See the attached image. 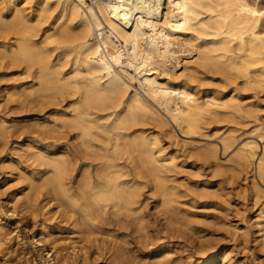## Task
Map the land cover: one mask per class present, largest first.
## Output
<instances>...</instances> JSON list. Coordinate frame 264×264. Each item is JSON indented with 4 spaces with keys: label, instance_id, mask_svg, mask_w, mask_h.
I'll return each instance as SVG.
<instances>
[{
    "label": "bare ground",
    "instance_id": "bare-ground-1",
    "mask_svg": "<svg viewBox=\"0 0 264 264\" xmlns=\"http://www.w3.org/2000/svg\"><path fill=\"white\" fill-rule=\"evenodd\" d=\"M89 1L37 0V13L31 18L16 0H0L11 6L9 17L0 13V30L6 38L11 30L16 41L10 47L3 41L0 66L6 58L8 64H25L34 81L18 95L30 102L70 100L75 113L71 118L60 115L59 121L77 128L90 148V169L83 167L77 174L79 165L68 151L48 153L37 141L27 144L29 160L47 167L40 171L38 183L26 186L23 209L35 212L39 206L44 212L60 197L59 203L80 215L74 228L83 222L90 226V236H118L117 231L124 230L131 236L147 235L149 241L151 233L184 236L190 245L199 238L204 254L195 264H242L222 238L207 237L211 227L203 221L233 230L245 247L253 233L264 250V0ZM38 125L53 128L44 122ZM6 128V121L1 122L0 129ZM165 137L169 144L184 147L183 152L169 148ZM230 151L223 162L221 153ZM184 157L202 161L212 177L225 180L218 179L212 187L203 178L195 181H202L200 185L188 182L180 176L187 169ZM224 181L236 183L238 193L244 192L251 203L253 211L248 220L240 217L241 225L230 220L232 203ZM44 184L50 188L39 200ZM181 185H189L191 199H181L186 196ZM196 198L213 211L190 209ZM239 208L241 215L245 207ZM198 214L205 217L200 225L195 221ZM11 233L0 223V253ZM15 234L26 248L23 237ZM52 235L43 226L40 235L32 237L35 248L45 264H64L72 252L67 253V242L59 241L62 236ZM140 236L133 239L139 241ZM125 241L126 245L118 240L105 245L116 264L181 261L174 257L176 248L160 243L152 256L140 257L141 262L130 254V239ZM0 264H10L5 254H0ZM77 264H86L85 256Z\"/></svg>",
    "mask_w": 264,
    "mask_h": 264
},
{
    "label": "rangeland",
    "instance_id": "rangeland-1",
    "mask_svg": "<svg viewBox=\"0 0 264 264\" xmlns=\"http://www.w3.org/2000/svg\"><path fill=\"white\" fill-rule=\"evenodd\" d=\"M16 1L19 4V6H22L24 8L25 13L29 14V16L31 18H35V15L37 13L36 8L38 5L37 0H16ZM89 2L92 3V0H90ZM3 3H4V6H3ZM3 3H0V5H1L0 6V13L5 17H9L11 6L8 2H3ZM44 26H45V23L41 22L39 28L42 29ZM0 33H1L0 34V46L3 44V41L9 47H10L11 42L12 43L16 42L15 37H14L15 35L11 30H10V33L8 35V38H6L2 35V30H0ZM36 40L38 43H40V41H41L39 36L36 37ZM6 60H8V59L7 58L4 59L5 63H1L3 67L0 66V124H1V122H5V121L7 124L6 129H4V130L0 129V223L5 226L6 230L12 231V233H11V236H9L11 239L8 238L7 241L5 242V244L2 246V249H1L2 253H0V254L1 255L5 254L6 257L8 258V261L10 264H33L35 261L37 262V264H45L43 257L40 255L38 250L35 248L32 237H33V235L39 236L41 231H42L43 226H47V233H54V235H52V237L62 236L63 238L60 239L59 241L68 243V245H67V243H65L69 247L68 248L69 251L68 250H66V251H67V253L70 252L69 254H71V252H72V254H71L72 256H70V257H73V258L71 259L70 257H68L63 262L64 264H72V263L77 264L78 261L80 260V258L83 256H85L86 264L88 262L87 258L89 259V264H116L115 263L116 261H114L115 259H112V256L110 255L111 253L108 251L106 246L109 245L110 242H114L117 240L120 242L121 238L123 240H121L120 243L123 245H126V244H124L122 242L126 243L125 240L130 239V242L132 243V244L129 243L130 247L133 246V249L130 250V254L131 255L133 254L132 256H134L139 261H141L140 257L145 256L147 259V257H150L153 255V253L157 250L158 247L160 248L162 245H168L169 244V245L173 246L174 248H176L175 253L177 255L174 254V257L175 258L180 257L179 259H177V262H179L181 260L180 262L182 264H195V261L197 260L198 256L204 254V250L203 251H202V249L200 250V248L198 246V244H199L198 242H200V241H199V238L196 236H194L195 239L198 238V240L197 239L194 240L195 241L194 243H196V245H194V244L190 245L189 243L186 244L184 241L186 239V237H184V236L183 237L182 236H179V237L178 236H174V237L172 236V238H171V236L168 237V236H165L164 234H159L160 237H158L154 233H151L149 235L151 237L150 241H149V237L147 235H146L147 237L146 236L143 237L142 235L140 236L138 233H137L138 235L135 233L136 236L133 235L135 237L134 239L138 240L137 236L141 237V239L139 240L140 241V243H139V241H136L133 239V236H131V232H126L124 230H123L124 232L122 230L121 231L118 230L117 231L118 233L115 232L121 238L116 236V235H110L109 236V234H106V233H104V234L94 233V234H91V236H90V226L84 224L83 222H81V227L75 226L76 228H74L73 222H74L75 218L77 216L80 217V215L76 212L74 214H72V211H71L72 209L69 205L67 206V204H65V203H59L61 201V200H59V199H61L60 197L58 199H53L48 204L46 210L44 211L46 213L41 211L39 206L36 208L35 212L32 211L30 209V207L23 209V205H24V196H23L24 194L23 193L28 191L29 188H27V187H28V185H30L29 183H32V182L38 183L40 181L39 180L41 177L40 171L47 167L46 165H38L36 162H33L32 159H30L32 162L29 160L28 156L26 155L27 152L25 151L27 144H33L35 141H37L39 148L42 149L43 151H47L48 153L53 152V153L57 154L60 152L68 151L73 157L76 158V162L79 165V167H78L79 171L75 172L77 174L79 172H81V169H83V167L90 169V148L88 149L89 145L82 142L81 138L78 135L79 130L77 128H75L74 126L72 127L71 125H69L67 123L63 124L62 122L59 121V119H61V116H64L65 118H71L73 116V114L75 113V111H74L75 108H74L73 104L71 103V101L67 99V101L64 100L63 102L61 101L62 103L60 102V103L56 104L54 102H43V103L30 102V100L24 99V97H25L24 94L18 95V93H21L23 87L32 85L34 79L25 70V64H23V63H21V65H19V64H8L6 62ZM10 65H11V67H9ZM128 69L132 73H135L133 71V69H131V68H128ZM135 76L137 77V79L139 77L141 78V76L136 75V73H135ZM11 78H12V80H11ZM137 79L135 81L136 86L139 85ZM12 90H15V91H12ZM7 91H8V93H7ZM11 92H12V94H11ZM20 96H22V97H20ZM23 99H24V101H23ZM11 100H13V101H11ZM66 103L69 105H67ZM161 110L163 111V109H161ZM71 114H72V116H71ZM41 122H44L48 126L51 125L50 127H53V128H51V130H50V128L49 129L48 128L43 129L41 127H38L39 126L38 123H41ZM35 126H37L38 130ZM54 129H56V130H54ZM33 130H35V131H33ZM48 133H49V135H48ZM33 136H34V138H33ZM46 136H48V137H46ZM180 137L181 138L183 137L184 139L188 138V137H185L181 134H180ZM197 139H199V138H197ZM168 140L169 139L167 137H165L164 141H166V145H170L169 148H176L177 147L176 150L179 154H180V152H183L184 147H181V146L179 147V145L176 146V145H173L171 143L169 144ZM28 141H29V143H27ZM21 149H22V151H21ZM24 151H25V153H24ZM18 152H20V153H18ZM229 154L231 155L232 152L231 151L227 152L224 155L221 153V155H222V156L220 155V157L222 158L221 160L222 161L224 160L223 162H225L227 160V158L229 157ZM184 158H185L184 164L187 167V169H185L184 172L180 173L181 177L186 178V180L188 182H191V183L193 182L192 184H194V183L199 184V185H200V183L202 184V181L198 182V183L195 181H197L198 178H203L207 182L208 185L209 184L211 185V186L209 185L210 187L216 185L215 182H218V179H220V177H218V178L212 177V173L210 174L211 170H208L209 168L207 169L208 165H205V164L203 165L202 161H200L194 157L189 158V159H187L186 157H184ZM80 161H83V163H81ZM11 162H13V163H11ZM34 164H35V166H34ZM17 166H18V168H17ZM197 170H199V171L201 170L202 175ZM196 174H200L201 176L197 177ZM31 178H34L35 181ZM37 178H39V179H37ZM210 179L213 180L214 183H213V181L212 182L209 181ZM222 179L225 180L224 177L221 178L220 180H222ZM75 181H76V178L74 177L73 182L75 183ZM227 181L226 182L224 181L225 182L224 184L227 187H229L228 188L230 190L229 196L231 198V203H232L230 208L228 209V212L231 213L230 214V217H231L230 220H232L231 222L233 224L241 225L242 221L240 220V217L245 218V215H246L247 220H248L249 219L248 216H250L253 209L251 208V205H250L251 203L249 201H246L247 200L246 197H243L244 192L238 193L239 187H236V183H232L231 181H229L227 183ZM242 182L245 183L244 180H242ZM230 184H231V186H230ZM44 185H42L41 188L39 189L41 192L39 200H41L43 198V196H41V195H43L47 191V189L50 188L49 184H44ZM187 186H189V185H181L180 186V189H182L183 191L185 190L184 192L186 193V196L181 198L184 201L189 200L194 196L193 193L188 192V189H190V188L189 187L187 188ZM25 187H26V189H25ZM24 190H26V191H24ZM246 194H247V191H246ZM198 199H199V201H198ZM195 200H196V202L194 203V206L197 208L194 207V208H190V209L197 211V212L199 211L201 213L205 212V210H206V212H208V211L212 212L213 211V208H211L209 206H207L209 210L206 209L207 207H205V205H204L205 202L202 198H196ZM15 202H16V207L14 206ZM200 206H202V207L204 206L205 208L204 207H203L204 209H202V207L199 208ZM242 207L243 208L245 207L244 209H246V210L243 211L244 209H242ZM237 208L242 209L241 212L243 215L242 214L240 215L237 212ZM244 212H246V213H244ZM201 216H203V215L198 214V216L195 217L196 218L195 221H197L198 223H199L200 219L203 221L205 217H201ZM44 217L46 220L43 219ZM61 217H62V219H61ZM210 217L211 216H209V218ZM41 220H43V222L46 225ZM251 221L252 220H249V225L251 224L250 223ZM47 223H49V224H47ZM41 224H42V228H41ZM201 224H203V225L207 224V228L209 226L211 227V228H208V230L210 229L209 231H211L212 234L209 232L206 233L207 237H209V238L211 237L214 239L215 238L216 239L222 238L224 240V241H222V243L224 242L223 244H227L226 247L232 250V255L234 256V258L241 261L242 264H264V250L260 248V246L258 245L257 242H255V240L253 238V236H254L253 233L250 235V238H251L250 244H249L250 246L245 247L237 239L236 233L233 230L229 231L228 227L225 226L226 227L225 228V227L220 226V228H217L216 226L209 225L205 221L201 222ZM6 225H7V227H6ZM199 225H200V223H199ZM212 227L216 228L217 233H215L216 230L213 229ZM74 230H75V232L73 233ZM85 230H86V232H85ZM214 230H215V232H214ZM15 231H18L20 236L23 237V240L26 243V248H23L24 246L22 247L21 246L22 244L15 237L16 236ZM187 231H189V230H187ZM250 231L252 232L253 228H251ZM115 233H113V234H115ZM129 234H130V236H128ZM55 235H57V236H55ZM102 235H103V237H102ZM104 235H105V237H104ZM175 237H177V238H175ZM152 238H153V240H152ZM98 239H99V241H98ZM156 239H157V241H156ZM146 240H148V241H146ZM226 240H227V242H225ZM149 242H151V244ZM105 243H107V244H105ZM152 243H154V244H152ZM143 246H144V248H142ZM153 249H155V250H153ZM28 250H29V252H28ZM192 253H194V254H192ZM139 255H141V256H139ZM71 260H73V261H71ZM180 262H179V264H181ZM117 264H119V263L117 262Z\"/></svg>",
    "mask_w": 264,
    "mask_h": 264
}]
</instances>
